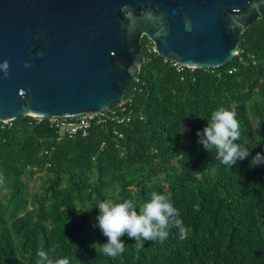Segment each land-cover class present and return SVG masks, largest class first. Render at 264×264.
Returning a JSON list of instances; mask_svg holds the SVG:
<instances>
[{
  "label": "trees",
  "instance_id": "16d2710c",
  "mask_svg": "<svg viewBox=\"0 0 264 264\" xmlns=\"http://www.w3.org/2000/svg\"><path fill=\"white\" fill-rule=\"evenodd\" d=\"M141 50L124 96L128 122L69 137L52 116L0 121V264H38L39 250L70 264H264V164L251 166L264 154V14L219 67L177 70L145 36ZM220 107L235 112L236 143L250 151L233 167L198 143ZM152 192L179 209L188 238L172 228L139 252L127 236L120 256L97 251L107 243L93 229L97 203L131 199L139 211Z\"/></svg>",
  "mask_w": 264,
  "mask_h": 264
},
{
  "label": "water",
  "instance_id": "95a60500",
  "mask_svg": "<svg viewBox=\"0 0 264 264\" xmlns=\"http://www.w3.org/2000/svg\"><path fill=\"white\" fill-rule=\"evenodd\" d=\"M262 14L264 0H0V62L11 73L0 72V121L120 102L139 71L143 36L184 67L222 66Z\"/></svg>",
  "mask_w": 264,
  "mask_h": 264
},
{
  "label": "clouds",
  "instance_id": "9594fccd",
  "mask_svg": "<svg viewBox=\"0 0 264 264\" xmlns=\"http://www.w3.org/2000/svg\"><path fill=\"white\" fill-rule=\"evenodd\" d=\"M26 68L31 64L25 63ZM0 72L3 77H10V63L5 60L0 62ZM241 135L240 124L236 114L224 107H220L211 113L206 127L197 132L198 143L204 149L213 153L220 163L233 167L238 161H243L250 155V151L236 143ZM264 164V154L257 153L251 160V166L256 167ZM3 177L0 176V183ZM96 208L99 214L95 217L94 227L99 228L107 237V243L93 245L97 251L111 258H116L124 253L126 244L121 239L124 236L134 239V249L139 252L144 247L145 241L163 242L169 237V230H177V238H188L189 230L180 218V211L174 207L169 198L157 192L151 193L149 202L144 203L139 211L133 200L112 203L109 201L98 202ZM50 251L54 252L55 248ZM38 264H70L69 259L60 258L53 260L48 252L39 250L37 253Z\"/></svg>",
  "mask_w": 264,
  "mask_h": 264
},
{
  "label": "built area",
  "instance_id": "2783aa9c",
  "mask_svg": "<svg viewBox=\"0 0 264 264\" xmlns=\"http://www.w3.org/2000/svg\"><path fill=\"white\" fill-rule=\"evenodd\" d=\"M150 50L151 48L149 47L148 51ZM174 64L177 70L182 69V65L175 62ZM233 70H235L234 67L230 68L228 72ZM128 101L129 98H123L120 102L100 112H90L70 117L52 116V118H50V122L57 130H59L60 134H66L69 137L78 133L85 135L93 124H99L107 121H113L120 124L128 122L130 120V116L127 111ZM33 117L41 118V116Z\"/></svg>",
  "mask_w": 264,
  "mask_h": 264
},
{
  "label": "rangeland",
  "instance_id": "374dc122",
  "mask_svg": "<svg viewBox=\"0 0 264 264\" xmlns=\"http://www.w3.org/2000/svg\"><path fill=\"white\" fill-rule=\"evenodd\" d=\"M36 184H38V181H33V180H32V181L29 182V185H30V186H33V187H34V185H36ZM94 224H95V223H94ZM94 224H93V229H94V230H97V227H94Z\"/></svg>",
  "mask_w": 264,
  "mask_h": 264
}]
</instances>
